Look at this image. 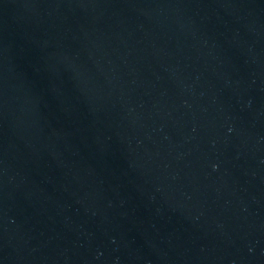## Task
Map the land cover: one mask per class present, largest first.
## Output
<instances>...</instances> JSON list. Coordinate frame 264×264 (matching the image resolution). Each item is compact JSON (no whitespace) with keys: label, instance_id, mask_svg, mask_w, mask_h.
Here are the masks:
<instances>
[{"label":"water","instance_id":"obj_1","mask_svg":"<svg viewBox=\"0 0 264 264\" xmlns=\"http://www.w3.org/2000/svg\"><path fill=\"white\" fill-rule=\"evenodd\" d=\"M0 264H264V0H0Z\"/></svg>","mask_w":264,"mask_h":264}]
</instances>
